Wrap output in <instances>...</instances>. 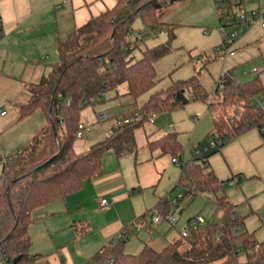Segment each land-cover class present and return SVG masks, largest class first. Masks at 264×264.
Masks as SVG:
<instances>
[{"label": "trees", "instance_id": "1", "mask_svg": "<svg viewBox=\"0 0 264 264\" xmlns=\"http://www.w3.org/2000/svg\"><path fill=\"white\" fill-rule=\"evenodd\" d=\"M178 0H117L114 8L93 17L84 26L76 28L64 42L58 45L59 62L51 66V72L38 84L26 86L30 99L18 104V120H24L37 112L46 117V125L22 147L21 154L7 163V173L0 187V243L11 264L47 262V257L32 254L29 234L38 210L64 200L79 192L86 181L103 174L104 157L113 153L121 158L139 150L136 131L144 127L153 115L170 113L188 106L192 101H204L208 95L197 75L175 82L166 90L156 91L141 107L137 101L152 92L157 85L156 63L171 52L176 27L163 23L167 8ZM243 1V0H242ZM221 0H214L215 7ZM229 7L234 0H223ZM140 19L144 37L168 32V40L154 48L141 51L138 57L139 37L132 41L133 25ZM219 22H221L219 18ZM219 88L214 93L221 101L218 107L208 104L212 116V131L207 139H221L222 145L205 152L209 143L200 144L194 150L193 159L180 164L181 176L177 187L185 193L173 203L161 199L154 209L137 218L145 221L153 212L170 213L187 197L213 194L217 211L222 218H213L207 224L190 230L188 238L156 251L146 245L136 255L125 252L127 236L114 239L104 246L91 261L109 260L111 264H264V241L258 242L254 233L240 231L245 218L238 215L220 181L209 165V158L220 153L237 137L257 129L264 140V109L257 100L264 99V84L256 77L241 83L233 71L222 74ZM126 86V96L132 103L120 105L126 110L121 119H130L134 113L142 117L123 127L114 126L105 141L88 151L77 153L75 143L83 110L97 103L106 102L107 94L120 102L124 95L120 89ZM220 87H223L220 89ZM206 100V101H205ZM121 103V102H120ZM49 137V156L36 161L40 153V137ZM145 147L153 154L159 152L183 162L182 145L176 133H169L156 140H147ZM201 155H195L196 150ZM5 171V168H3ZM198 218L190 219L188 224ZM188 245L183 249L184 245Z\"/></svg>", "mask_w": 264, "mask_h": 264}, {"label": "rangeland", "instance_id": "2", "mask_svg": "<svg viewBox=\"0 0 264 264\" xmlns=\"http://www.w3.org/2000/svg\"><path fill=\"white\" fill-rule=\"evenodd\" d=\"M261 1V8L264 11V0ZM246 4L250 8L249 6L254 3L245 0ZM256 5L258 6V4ZM166 12L168 13V23L177 24L175 26L176 38L171 44V52L156 63L157 85L155 89L140 98L137 101L138 106L144 105L154 92L166 90L175 82L185 81L195 75L198 76L209 97L207 101L205 100L206 102L192 101L184 108H179L170 113L158 114L156 115L155 124L146 121L144 127L136 131V141L139 149L143 152L144 148L142 147H145L146 137H150L153 131L174 132L178 135V140L183 148L182 158L187 153L188 160H191L189 156L193 147L196 148L201 143L204 146H206V143H209V145L213 143L212 138L207 139L212 131V116L208 110V104L214 102L218 107L221 101L219 96L214 95L215 86L216 83L218 84L220 76L232 70L239 81L245 83L256 78L252 76L253 71L256 69L263 70L264 65L253 59V53H246L248 58L245 60H237L239 54H244V52H241L242 49L248 47L245 42L241 43L239 41L233 53L228 54V56H224L223 52H218V49L223 47L222 37L227 33L238 31L239 27H231L224 34L220 33L219 16L213 0H178L174 5L167 8ZM162 21L165 23L164 16ZM243 28L245 33L248 28L245 26ZM144 33L141 20L136 19L133 25V34L130 38L132 41H136L139 37L143 38L137 50L138 57H140L141 51L154 48L168 40L167 31L158 34L152 33L148 37H144ZM254 48L255 45H251L250 50H254ZM192 59L196 60V63H192ZM260 77L264 79V73ZM126 92L127 88L123 86L120 89V93L124 95L119 99L121 103L111 104L109 98L113 95L110 93L105 97L106 102L94 104V106H89L83 110L81 122L89 129L83 139L76 141L75 150L77 153L88 151L93 145L106 140L110 130L116 124V120L115 117H110L106 122H101L100 116L102 113H106L108 116L116 114L119 104L132 103L133 99L126 96ZM25 96L26 92L23 91L17 94L15 98H11L8 94H0V111L6 113L4 117L0 116L1 159L17 156L29 137L35 136L46 125L45 120L41 117V112L27 119L18 120L17 105L20 102L26 103L28 101L22 100ZM40 142V153L36 159L37 162L49 156L50 138L41 135ZM85 146L86 148H83ZM104 159L106 164L110 160H115L112 153L107 154ZM209 159L212 171L220 181L225 183L224 191L220 194L226 195L229 202L236 206L238 215L245 218V227L240 231L254 233L258 242L264 241V142L259 131L253 129L244 133L223 148L220 153L211 156ZM175 167L177 168L176 173H178L177 180L181 172H179L180 166ZM234 179H238L237 187L229 185L230 180ZM175 182L171 187L173 201L181 198L185 193L182 187L175 188ZM2 183L3 164L0 162V187ZM214 200L213 194L184 199L179 209H173V211L176 210L173 214L177 225L172 230L181 233L187 227V221L192 218H198L202 221V224L209 223L213 218L216 220L222 218L223 212L217 211ZM156 203L151 204L148 210H151ZM57 204L49 205L43 216L35 217L29 230L33 244L31 253H42L49 256L50 253L56 251L53 246L55 243L57 248L69 247L74 264H85L84 260H81L78 256L75 248L76 240L74 239L82 235L80 229L83 227V225L78 226L76 221L85 216H88L93 222H101L102 219L97 218L93 212L78 216L76 210L69 213ZM71 210L69 209V211ZM114 219L115 215L106 217L108 222ZM162 224H164V227L167 226L166 222ZM73 225H76L78 230L72 227ZM136 236L137 234L128 236L127 254L136 255L140 253L141 250H137L136 240L138 239H136ZM187 247L188 245L185 244L183 249ZM95 254H93V257ZM63 261L68 264V257L64 256ZM245 262L246 255L241 252L240 263Z\"/></svg>", "mask_w": 264, "mask_h": 264}, {"label": "crops", "instance_id": "3", "mask_svg": "<svg viewBox=\"0 0 264 264\" xmlns=\"http://www.w3.org/2000/svg\"><path fill=\"white\" fill-rule=\"evenodd\" d=\"M260 1L255 0L252 2L254 4L249 6L250 8L247 4L245 7L247 10H262V1L261 3ZM116 3L117 0H0V23L4 33L0 43V94H8L11 98H15L23 91L26 92V96L22 100H29L30 94L26 86L38 84L51 72V66L59 62V43L64 42L73 30L84 26L93 17H98L108 9L114 8ZM167 14L165 11L163 16L165 23L169 24ZM169 25L177 26L173 23ZM239 41L245 42L248 47L242 49L241 52L244 54H239L238 61L247 59L246 53H253V59L264 65V29L260 26L249 28ZM251 45H255L254 50H250ZM192 63H196V60L192 59ZM260 70L261 74L255 76L252 73V76L260 78L264 84V79L260 77L264 73V69ZM215 87L217 90V83ZM113 97L114 95L109 100L111 101ZM115 103L118 101H111V104ZM117 109L116 114L109 115L111 118L115 117L116 121L120 120L122 114L126 112L120 104ZM41 117L46 124V117L43 113ZM212 128L211 122V130ZM169 133L155 130L150 137H146V142L159 139ZM33 137L34 135L29 137L28 141ZM262 141L264 142L263 139ZM197 147L192 148L189 158L193 159L194 150ZM142 148H144L143 152L139 149L135 154L132 153L121 158L112 153L115 160H110L108 164L104 163L105 159L103 160V174L99 178L86 181L79 192L67 196L64 200L49 204L61 203L57 205H61L69 213L76 210L78 216L93 212L97 218L102 219L101 222H93L88 216H85L76 221L78 226L83 225V227L80 229L82 235L74 239L76 240L75 248L80 259L85 263L93 257L95 252L98 253L103 248L102 246L108 245L122 231L127 236V240L129 235L137 234L136 239L138 240L135 242L138 245L137 250L141 251L146 245L156 251H162L182 237V232L173 231L174 228L168 225L164 227L163 222L159 225L149 223L146 228L139 231L133 227L137 218L150 211L148 208L151 204L157 202L155 207L161 199H171L173 202L171 187L178 175L175 166H180L173 163V158L169 155H162L159 152L151 154L146 147ZM186 155L187 153H185V158L188 160ZM0 162L2 163L1 158ZM180 169L179 172H182ZM180 176L175 182V188ZM102 200L109 201L111 207L102 210L100 207ZM49 205L38 210L36 215L43 216ZM179 208L180 206H177L176 210ZM69 209L72 210L69 211ZM109 215H115V219L108 222L106 217ZM72 227L78 230L76 225ZM53 246L56 251L50 253L49 256L42 253L32 254H41L47 257L48 264H65L63 259L64 256H67L68 264H74L69 247L57 248L55 243Z\"/></svg>", "mask_w": 264, "mask_h": 264}, {"label": "built area", "instance_id": "4", "mask_svg": "<svg viewBox=\"0 0 264 264\" xmlns=\"http://www.w3.org/2000/svg\"><path fill=\"white\" fill-rule=\"evenodd\" d=\"M220 1V0H219ZM251 2L255 1V0H250ZM219 3V2H218ZM234 3L236 6L234 7H229L228 5H226V3L223 2V0H221V2L219 4H217V12H218V16L221 20L220 22V33L224 34L228 28L231 27H239L238 31H235L233 33H227L223 36V42H222V48L218 49V52H223L224 56H228V54L233 53L236 44L239 42V40L241 39V37L244 34V26L246 28H254L256 26H260L262 29H264V11L262 10H250L248 11L246 9V5H245V0H234ZM4 33L1 27V23H0V43L3 39ZM260 73L259 70H254L253 74L255 76H257ZM224 74V73H223ZM219 82L217 84V89L219 88ZM223 87H220V89H222ZM257 105L260 108L264 109V99L263 100H257ZM6 115L5 111H0V116L4 117ZM141 115L139 113L136 112V114H134V116L130 119H120L118 121H116L115 126L117 127H123L124 125H128L131 122H133L134 120H139L141 119ZM110 117L107 114H101L100 116V121L101 122H106ZM156 119V115H153L151 117H149L147 119V121H149L151 124L154 123ZM88 127L81 123L79 125V130L77 133V139H83L85 137V133L88 131ZM264 132V129H263ZM222 145V141L221 139L217 138L215 142H213L211 145H209V147H207L206 149H204V151L207 153L211 150H215L218 147H220ZM21 154V151L18 153V155ZM17 155V156H18ZM195 155L200 156L201 155V151L198 149L195 152ZM16 157V156H14ZM12 157V158H14ZM12 158H8V157H3L2 159V163L3 166L5 168V171H3V178L4 175L7 173V163L10 159ZM173 163H177V164H183L184 162L188 161L186 160V158H183V162H180L177 158H173ZM230 186H238V179H234V180H230L229 182ZM175 201H173L174 203ZM100 207L102 210L104 209H109L111 207V203L107 200H102ZM150 221H142V222H135L133 224V227H135V229L137 231L142 230L144 228H146L149 223H151L152 225H159L162 222H166L167 225L171 228H175V226L177 225V222L175 220L174 214L173 213H166V214H161V213H157V212H153L150 214L149 216ZM202 221L197 219L196 221H193L191 224H188L187 227L182 231V237L183 238H188L190 235V230L192 228H197L198 225H201ZM126 235L124 233V231H122L121 233H119L117 235V237L115 239H122L124 238ZM0 264H11L8 257L5 255L4 253V248L2 247L1 243H0ZM33 264H48L47 262L42 263V262H34ZM85 264H111V262L109 260H105V261H91V259L86 262Z\"/></svg>", "mask_w": 264, "mask_h": 264}]
</instances>
